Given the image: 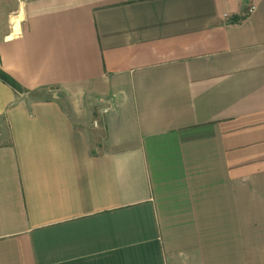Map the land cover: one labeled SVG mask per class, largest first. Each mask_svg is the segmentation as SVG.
I'll use <instances>...</instances> for the list:
<instances>
[{
  "label": "crops",
  "instance_id": "crops-1",
  "mask_svg": "<svg viewBox=\"0 0 264 264\" xmlns=\"http://www.w3.org/2000/svg\"><path fill=\"white\" fill-rule=\"evenodd\" d=\"M0 67V264H264V0H0Z\"/></svg>",
  "mask_w": 264,
  "mask_h": 264
},
{
  "label": "rangeland",
  "instance_id": "rangeland-1",
  "mask_svg": "<svg viewBox=\"0 0 264 264\" xmlns=\"http://www.w3.org/2000/svg\"><path fill=\"white\" fill-rule=\"evenodd\" d=\"M53 93L54 92L52 90L41 89V90H37V91H35L33 93H30V94L33 95L34 97L47 98V97L53 95ZM92 126H94L93 130L96 133H98V137H100L101 131H102V127H101L100 123L97 122V121H94ZM6 140H7V131H6V128H5V124H4V121L0 120V142H4Z\"/></svg>",
  "mask_w": 264,
  "mask_h": 264
},
{
  "label": "trees",
  "instance_id": "trees-1",
  "mask_svg": "<svg viewBox=\"0 0 264 264\" xmlns=\"http://www.w3.org/2000/svg\"><path fill=\"white\" fill-rule=\"evenodd\" d=\"M0 79H2L4 82L8 83L9 85H11L14 89H16L17 91H27L26 89H24L17 81L14 77H12L9 73H7L6 71H4L1 67H0Z\"/></svg>",
  "mask_w": 264,
  "mask_h": 264
}]
</instances>
